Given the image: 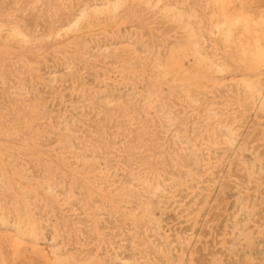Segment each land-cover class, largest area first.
I'll return each instance as SVG.
<instances>
[{
	"label": "rangeland",
	"instance_id": "1",
	"mask_svg": "<svg viewBox=\"0 0 264 264\" xmlns=\"http://www.w3.org/2000/svg\"><path fill=\"white\" fill-rule=\"evenodd\" d=\"M0 264H264V0H0Z\"/></svg>",
	"mask_w": 264,
	"mask_h": 264
},
{
	"label": "bare ground",
	"instance_id": "2",
	"mask_svg": "<svg viewBox=\"0 0 264 264\" xmlns=\"http://www.w3.org/2000/svg\"><path fill=\"white\" fill-rule=\"evenodd\" d=\"M200 54V53H199ZM249 97V96H248ZM179 156V155H178ZM66 198H68V197H66ZM149 199V198H148ZM104 214V213H103ZM38 226V225H37ZM31 227V226H30ZM194 251V250H193Z\"/></svg>",
	"mask_w": 264,
	"mask_h": 264
}]
</instances>
